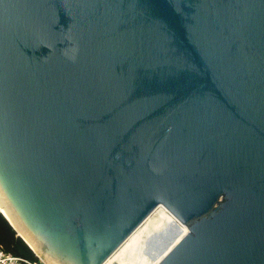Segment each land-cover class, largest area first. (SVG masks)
I'll return each instance as SVG.
<instances>
[{
	"label": "water",
	"instance_id": "1",
	"mask_svg": "<svg viewBox=\"0 0 264 264\" xmlns=\"http://www.w3.org/2000/svg\"><path fill=\"white\" fill-rule=\"evenodd\" d=\"M159 205L188 232L157 264H264V0H0L17 235L104 264Z\"/></svg>",
	"mask_w": 264,
	"mask_h": 264
},
{
	"label": "bare ground",
	"instance_id": "2",
	"mask_svg": "<svg viewBox=\"0 0 264 264\" xmlns=\"http://www.w3.org/2000/svg\"><path fill=\"white\" fill-rule=\"evenodd\" d=\"M166 220L170 221V226L160 233L157 232L155 240L151 241L148 237L145 241V235L152 229L160 228ZM187 232V225L163 205H159L104 264H157ZM28 244L32 247L29 242ZM33 250L48 264L34 248Z\"/></svg>",
	"mask_w": 264,
	"mask_h": 264
},
{
	"label": "trees",
	"instance_id": "3",
	"mask_svg": "<svg viewBox=\"0 0 264 264\" xmlns=\"http://www.w3.org/2000/svg\"><path fill=\"white\" fill-rule=\"evenodd\" d=\"M0 247L15 254L34 257L33 251L17 235L8 220L0 212Z\"/></svg>",
	"mask_w": 264,
	"mask_h": 264
},
{
	"label": "built area",
	"instance_id": "4",
	"mask_svg": "<svg viewBox=\"0 0 264 264\" xmlns=\"http://www.w3.org/2000/svg\"><path fill=\"white\" fill-rule=\"evenodd\" d=\"M170 226V221L167 222V229ZM154 235L151 237V241L155 240ZM34 257H29L21 254H15L0 247V264H46L40 256L34 253Z\"/></svg>",
	"mask_w": 264,
	"mask_h": 264
},
{
	"label": "rangeland",
	"instance_id": "5",
	"mask_svg": "<svg viewBox=\"0 0 264 264\" xmlns=\"http://www.w3.org/2000/svg\"><path fill=\"white\" fill-rule=\"evenodd\" d=\"M167 220L163 223V224H161V227L160 228H158V229H152L151 230V232L150 233H147L146 235H145V241H147L146 239L148 238V237H152V236H154V235H156V234H158V233H160V232H162L163 230H164V228H166V226H167ZM158 232V233H157ZM152 254L154 255L155 254V252H152Z\"/></svg>",
	"mask_w": 264,
	"mask_h": 264
}]
</instances>
